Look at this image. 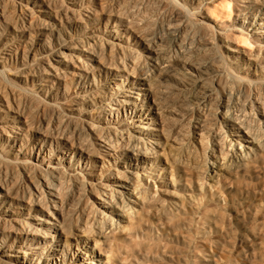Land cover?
Segmentation results:
<instances>
[{
    "label": "bare ground",
    "instance_id": "obj_1",
    "mask_svg": "<svg viewBox=\"0 0 264 264\" xmlns=\"http://www.w3.org/2000/svg\"><path fill=\"white\" fill-rule=\"evenodd\" d=\"M263 95L264 0H0V264H264Z\"/></svg>",
    "mask_w": 264,
    "mask_h": 264
},
{
    "label": "rangeland",
    "instance_id": "obj_2",
    "mask_svg": "<svg viewBox=\"0 0 264 264\" xmlns=\"http://www.w3.org/2000/svg\"><path fill=\"white\" fill-rule=\"evenodd\" d=\"M121 0H101L102 5L105 7H108L109 9L112 8V10L116 11V3L120 2ZM54 10L59 9V5L53 4ZM237 15V14H236ZM16 15H9L8 17L10 19H14ZM170 21L168 20L167 16L163 12L158 13H148L145 15V19L142 20V22H138L137 26H135L137 29L138 34H142L146 37V39L149 41V43L157 47L159 50L163 51L168 57H175L178 55L180 49L184 48H192V43L182 41L179 37L178 43L175 44V42L166 37V31L170 27ZM70 35H72V32H70ZM184 37V36H183ZM185 38V37H184ZM186 39V38H185ZM257 100V102L264 104V95L256 98H251V100ZM216 98H211L208 102L210 105L209 108L204 109L201 111V118L200 120L203 123L197 122V117L193 116L191 118H188L185 120V122L182 125L181 131L182 135L187 138V140L192 138V133L194 132V129L197 130H205V132H210V137L205 136V142L210 146L211 144V137L213 134H216L218 138L223 139V134L220 131H217V126L215 119L212 117L213 112H215L216 109ZM248 104V101L240 103L237 106H232L235 116L240 117L243 114L240 112L243 110V106H246ZM40 117H35L34 119V127H37V124L39 122ZM47 124L49 129L55 134L56 136H71L72 130L66 129L63 127L62 122L56 121L53 119L52 115L47 113ZM226 138V137H225ZM84 144L87 143V139L83 137L82 139ZM24 180L19 175H9L6 186L8 188L10 187H22L24 184ZM89 198L91 196L89 195ZM81 200L80 197L76 196V201ZM92 201V200H91ZM233 244H237V237L234 238ZM258 261V260H257Z\"/></svg>",
    "mask_w": 264,
    "mask_h": 264
}]
</instances>
